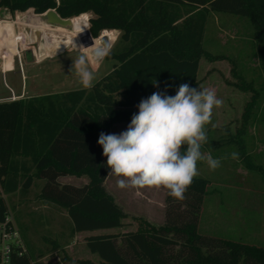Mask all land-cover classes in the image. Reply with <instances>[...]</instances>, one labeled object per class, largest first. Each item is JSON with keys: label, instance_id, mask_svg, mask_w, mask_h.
I'll return each mask as SVG.
<instances>
[{"label": "trees", "instance_id": "1", "mask_svg": "<svg viewBox=\"0 0 264 264\" xmlns=\"http://www.w3.org/2000/svg\"><path fill=\"white\" fill-rule=\"evenodd\" d=\"M0 7L35 14L54 9L73 21L90 13L88 31L93 38L102 30H118L124 42L106 58L115 61L110 70L89 89L0 102V183L5 195L24 196L36 185L37 198L65 212L72 236L102 231L84 239L97 260L80 264H264V246L198 232L209 186L202 177L194 178L183 200L169 196L166 189L162 224L133 217L136 229L104 232L123 227L127 213L105 187L110 169L98 144L100 133L110 134L113 125L130 123L140 101L154 92L174 96L184 83L197 88L200 59H226L202 45L211 13L249 20L264 71V0H0ZM229 61L237 79L232 85L250 96L234 132L224 128L213 147L235 145L242 166L264 180V166L254 161L243 139L259 93L236 72L234 60ZM68 175H84L88 181L81 186L58 181ZM4 206L0 198V209ZM62 245L55 242L53 249ZM41 257L32 259L28 253L19 264H41Z\"/></svg>", "mask_w": 264, "mask_h": 264}, {"label": "rangeland", "instance_id": "2", "mask_svg": "<svg viewBox=\"0 0 264 264\" xmlns=\"http://www.w3.org/2000/svg\"><path fill=\"white\" fill-rule=\"evenodd\" d=\"M30 12L31 10L17 11L11 13L10 17L0 16V19L26 20L27 13ZM81 15L76 16L73 22L78 23ZM86 15L89 17L90 13ZM19 26L13 24L16 39L14 48L12 50L10 48L5 60L0 56V69L4 66L6 70L5 74L0 71V98L10 95L8 88L13 93L19 94L21 88L26 87L27 93L24 97L30 93H38L32 95L36 96L83 88L75 73L71 74L69 71L73 59L79 53L71 48L68 50L64 45L73 38L78 47L82 45L78 35L88 30V19L85 27L73 33L41 29L33 31L31 28L21 29ZM103 31L95 38L89 34L91 43L87 47L91 46L96 38L102 39L108 36L115 38L112 52L124 45L120 31L108 30V36H103ZM22 35L26 40H23ZM202 45L212 55H222L226 59L210 62L202 58L199 61L197 89L201 87L212 89L223 101L221 106L213 109L211 123L206 125L208 142L202 146L201 151L211 153L213 158H228L222 159L221 167L215 171L210 170L205 162H198L200 174L197 177L207 179L209 186L201 204L197 229L200 234L206 236L264 246V235L256 234L264 225V180L256 172L245 169L238 159L231 158L232 152L238 153L235 145L213 147V142L224 136V128L234 132L236 125L239 124L243 106L250 96L249 92L240 91L232 85L237 81L230 72L229 59H232L235 62L236 72L246 82H251L259 93V99L243 139L246 150L254 161L264 166V71L259 65L258 44L253 37L252 25L243 16L211 13L205 25ZM27 52H30V55H26ZM114 62L112 59H105L100 64H90L95 74L93 83L105 75ZM129 124L113 125L110 134L122 133ZM118 179L120 178L116 176H108L105 187L115 202L127 213V217L123 219L125 223L123 227L108 229L105 232L121 233L136 229L138 222L133 217H142L154 225L162 224L166 189L162 187L121 189L117 186ZM66 180V183L74 185L80 182V179L74 176ZM36 192L35 185L24 196H20L19 193L5 196L30 257L36 259L41 254L43 257L39 259L41 264H60V262L71 264V255L83 259L97 258L96 254L85 248L84 239L89 235L88 233L79 234L75 239L74 253H67L68 249L61 247L57 251L53 249L54 243L63 239V236L57 235L60 226L64 227L68 220L59 218L60 209L37 198ZM39 212L42 216L36 217Z\"/></svg>", "mask_w": 264, "mask_h": 264}, {"label": "clouds", "instance_id": "3", "mask_svg": "<svg viewBox=\"0 0 264 264\" xmlns=\"http://www.w3.org/2000/svg\"><path fill=\"white\" fill-rule=\"evenodd\" d=\"M114 39L108 36L93 40L90 47H78L73 38L64 45L79 53L69 71L83 88L93 86L95 74L90 64H100L111 55ZM222 103L214 90L192 88L187 83L181 84L174 96L154 92L142 99L125 131L100 133L98 144L110 169L107 176L119 177L117 186L121 189L162 187L169 196L183 200L200 174L198 162L215 171L222 159L228 158H213L201 151L208 142L206 125L211 123L214 107ZM231 158L238 159V153L232 152Z\"/></svg>", "mask_w": 264, "mask_h": 264}, {"label": "built area", "instance_id": "4", "mask_svg": "<svg viewBox=\"0 0 264 264\" xmlns=\"http://www.w3.org/2000/svg\"><path fill=\"white\" fill-rule=\"evenodd\" d=\"M111 32H114L113 30ZM0 71L2 74L5 72ZM21 70V67H20ZM8 88V87H7ZM10 95L0 98V102L13 101L16 99L12 90L8 88ZM0 198L4 201V208L0 209V264H19L23 256L28 257V251L25 247L20 230L18 229L12 211L5 201V195L0 183ZM40 261V260H38ZM30 264H34L30 261Z\"/></svg>", "mask_w": 264, "mask_h": 264}, {"label": "bare ground", "instance_id": "5", "mask_svg": "<svg viewBox=\"0 0 264 264\" xmlns=\"http://www.w3.org/2000/svg\"><path fill=\"white\" fill-rule=\"evenodd\" d=\"M27 16L28 17L26 20L20 18H18L17 21H7V19H0V56L3 60H5L7 54H9L8 52H10V48L11 50L14 48L16 42L15 34L13 31V24L20 25L19 27H21V29H25L27 27L31 28V30L33 31H36L37 29H41V30H52L57 32H63V33H73L85 27L88 18V15L83 14L80 16V20L78 23H74L73 20L71 19V28L66 29L62 27L50 26L48 24H45L40 18L41 15L35 14L34 12L27 13ZM108 35H109L108 30H104L103 36H108ZM22 37L23 40H26L24 35H22ZM96 39H100V38H96ZM2 70L6 72L4 68Z\"/></svg>", "mask_w": 264, "mask_h": 264}, {"label": "crops", "instance_id": "6", "mask_svg": "<svg viewBox=\"0 0 264 264\" xmlns=\"http://www.w3.org/2000/svg\"><path fill=\"white\" fill-rule=\"evenodd\" d=\"M15 12H17V11H15ZM32 13H33V11H31ZM10 14H11V12L8 10V9H6V8H3V7H0V16H2V17H10ZM87 14V13H86ZM90 16V15H89ZM89 18V17H88ZM87 18V19H88ZM114 31V30H113ZM114 32H116V31H114ZM5 74V73H4ZM13 92V91H12ZM25 93H27V91H26V87L24 88V87H22L21 88V91H20V93L19 94H15V93H13L14 94V96L16 97V99H24V98H28V97H32V95L33 94H38V93H30V94H28L27 96H25L24 97V94ZM52 93H56V92H52ZM47 94H50V93H47ZM44 95V94H43ZM36 96H39V95H36ZM15 99V100H16ZM68 177H70L69 175L68 176H63V177H59L58 178V181L60 182V183H66L67 182V180L66 179H68ZM74 177H77V176H74ZM108 177V176H107ZM78 179H80V182H79V184L78 185H76V186H81V185H84V184H86L87 183V181H88V178L86 177V176H80V177H77ZM62 179H65V180H62ZM82 179H84V180H82ZM107 179V178H106ZM82 180V181H81ZM65 181V182H64ZM106 181V180H105ZM40 182L42 183V181H40V180H37L36 181V184H38V185H41L40 184ZM68 184H70V183H68ZM72 185H74V184H72ZM33 186H35V185H33ZM31 188V187H30ZM29 188V189H30ZM28 189V190H29ZM37 192H38V187H37ZM36 192V193H37ZM16 193H18V192H16ZM15 194V193H14ZM5 195V194H4ZM12 195V194H11ZM6 196V195H5ZM8 196V195H7ZM8 205V204H7ZM53 205V204H52ZM9 206V205H8ZM43 205H41V208H43L42 207ZM33 209V208H32ZM56 209V208H55ZM30 211H32V210H30ZM41 212H39L37 215H36V217H41L42 216V213L40 214ZM58 214H59V218H62V219H64L65 221L67 220V215L65 214V212L64 211H62L61 209L60 210H58ZM48 218V217H47ZM52 218H53V216H52ZM65 226H66V229H65ZM64 227L63 226H60V228H59V231L57 232V235L58 236H63V239L61 240V242H62V244H64V245H62L61 246V248H63V249H68V251L66 250V252L67 253H74V251H73V244H75V239L78 237V235L79 234H82V233H88L89 235H92V234H96V233H100V232H102V231H93V232H78V233H74L73 234V236L71 235V231H70V226H69V224H68V222H66V225H65ZM106 230H104V232H105ZM262 232H264V225H262V229H260V230H258L257 232H256V234L259 236V235H264V234H261ZM22 236V235H21ZM23 238V237H22ZM73 240V241H72ZM85 245V244H84ZM61 248H58V249H55V251H57V250H59V249H61ZM85 248H86V246H85ZM70 251V252H69ZM40 255V254H39ZM38 255V256H39ZM71 264H80L79 263V261L80 260H94V261H96L97 260V258H95V259H90V258H80V257H77V258H75V257H73L72 255H71ZM41 259H43V257H41ZM60 264H63L62 262H60Z\"/></svg>", "mask_w": 264, "mask_h": 264}, {"label": "water", "instance_id": "7", "mask_svg": "<svg viewBox=\"0 0 264 264\" xmlns=\"http://www.w3.org/2000/svg\"><path fill=\"white\" fill-rule=\"evenodd\" d=\"M39 15H41L40 18L45 24L66 29L71 28V18H61L54 9H48L47 11ZM88 36V30L86 31V33L78 35L84 47H87L91 43V39L89 38L90 36ZM26 55H30V52H27Z\"/></svg>", "mask_w": 264, "mask_h": 264}]
</instances>
